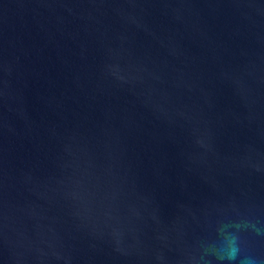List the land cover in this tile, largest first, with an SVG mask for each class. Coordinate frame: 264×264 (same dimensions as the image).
I'll return each mask as SVG.
<instances>
[{
    "label": "water",
    "instance_id": "water-1",
    "mask_svg": "<svg viewBox=\"0 0 264 264\" xmlns=\"http://www.w3.org/2000/svg\"><path fill=\"white\" fill-rule=\"evenodd\" d=\"M0 264H264V0H0Z\"/></svg>",
    "mask_w": 264,
    "mask_h": 264
}]
</instances>
